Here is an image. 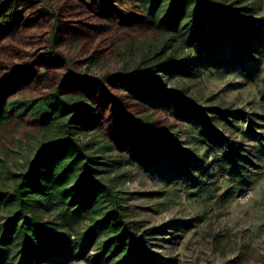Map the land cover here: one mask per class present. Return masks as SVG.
Here are the masks:
<instances>
[{"label":"rangeland","instance_id":"374dc122","mask_svg":"<svg viewBox=\"0 0 264 264\" xmlns=\"http://www.w3.org/2000/svg\"><path fill=\"white\" fill-rule=\"evenodd\" d=\"M247 3L259 24L255 36L225 39L195 58L194 77L168 82L186 87L200 104L245 112L208 115L229 147L200 135L193 116L150 109L117 88L118 73L143 71L166 40L149 26L142 0H18L14 17L0 22L2 101L43 96L61 84L66 96L95 107L99 124L78 135L102 162L103 176L128 194L127 216L151 230L150 248L167 264H264V0ZM130 117L175 134L177 159L159 155L138 165ZM55 130L31 112H10L0 122V190L11 189L14 175ZM63 209L35 210L50 219ZM6 215L0 205V223ZM84 248L87 255L95 251ZM45 264L91 263L72 254Z\"/></svg>","mask_w":264,"mask_h":264},{"label":"trees","instance_id":"16d2710c","mask_svg":"<svg viewBox=\"0 0 264 264\" xmlns=\"http://www.w3.org/2000/svg\"><path fill=\"white\" fill-rule=\"evenodd\" d=\"M148 24L166 40L146 68L136 74L120 72L117 88L129 99L153 110L199 122L198 132L212 143L228 146V139L210 116L235 118L245 112L219 102L200 104L187 88L168 84L174 78H192L195 58L210 55L226 39L254 37L258 31L247 0H142ZM18 0L0 2V22L14 17ZM256 30L255 34L253 31ZM236 55H239L236 53ZM251 58L249 53L244 54ZM242 63L243 55L237 56ZM258 68L253 69L257 73ZM264 107V91L261 94ZM68 97L61 84L32 99L0 98V122L10 112H31L39 125L54 124L55 136L41 142L24 169L14 175L11 189L0 190L7 215L0 223V264H45L63 255L84 257L91 264H167L150 248V229L137 227L127 216V195L103 176L102 162L78 133L99 124L95 107ZM264 121V115L261 116ZM132 157L138 165L153 163L159 155L176 160L175 134L152 127L137 117L127 119ZM186 175V174H184ZM56 204L57 218L43 219L35 209ZM85 246L94 248L86 254ZM87 255V256H86Z\"/></svg>","mask_w":264,"mask_h":264}]
</instances>
